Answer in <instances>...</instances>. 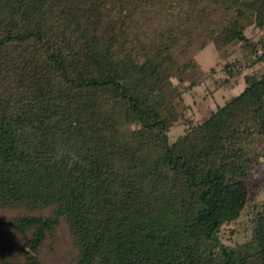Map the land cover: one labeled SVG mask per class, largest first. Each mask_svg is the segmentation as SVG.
Returning <instances> with one entry per match:
<instances>
[{
    "label": "trees",
    "instance_id": "obj_1",
    "mask_svg": "<svg viewBox=\"0 0 264 264\" xmlns=\"http://www.w3.org/2000/svg\"><path fill=\"white\" fill-rule=\"evenodd\" d=\"M209 41L244 86L193 121ZM255 133L264 0H0V264H264Z\"/></svg>",
    "mask_w": 264,
    "mask_h": 264
},
{
    "label": "rangeland",
    "instance_id": "obj_2",
    "mask_svg": "<svg viewBox=\"0 0 264 264\" xmlns=\"http://www.w3.org/2000/svg\"><path fill=\"white\" fill-rule=\"evenodd\" d=\"M237 45H230L224 50L220 51L216 49L215 44L212 41L199 50L195 58L197 62L202 65L204 69L210 71L211 74L207 76L200 84L186 90L183 93V107L182 111L187 117L193 121H196L206 116L212 109H215L218 105L224 103V101L237 94L244 86V77L239 76L235 81L232 80L229 84L217 86L215 83V77H223L222 66L225 61L233 60L238 56ZM226 56V57H225ZM250 71V70H247ZM181 118L174 123L169 129L168 137L170 140H174L178 135L184 132V123ZM245 151L255 158L257 161L256 172L254 176L247 181L249 188V194L257 204L264 202V135L255 133L249 140L242 143ZM247 214L242 215L238 222L231 224L235 232L232 233L231 239L227 238L230 235L229 227L226 228L224 235L225 241L231 244L241 242L248 238V230H244V226L247 223ZM67 244L69 243V237L64 235ZM46 250L45 244L43 245Z\"/></svg>",
    "mask_w": 264,
    "mask_h": 264
}]
</instances>
